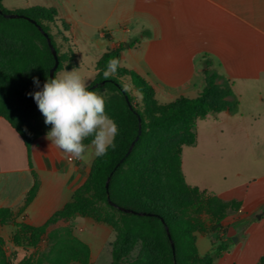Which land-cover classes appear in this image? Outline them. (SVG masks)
<instances>
[{
	"label": "trees",
	"instance_id": "16d2710c",
	"mask_svg": "<svg viewBox=\"0 0 264 264\" xmlns=\"http://www.w3.org/2000/svg\"><path fill=\"white\" fill-rule=\"evenodd\" d=\"M0 10V40L6 53L4 66L0 69V118L21 138L31 168V146L51 130V125L44 123V116L28 93L42 90L46 80L50 79L49 71L54 65L46 39L37 27L47 34L56 51L58 66L54 74L62 69H75L77 65L73 59L65 60L59 55L49 33L48 25L58 18L54 8L36 6L6 11L0 6ZM3 14L22 17L9 19ZM61 24L68 31L63 21ZM145 35L142 33V36ZM138 42L139 38H133L127 46L132 47ZM123 49L124 46L120 45L96 62V74L88 86L89 90L106 96L105 111L119 129L115 149L110 148L107 155L94 159L86 180L74 191L72 199L45 224L31 227L14 223L13 212L0 208V226L12 223L16 247L33 248L48 224L59 219L90 216L117 233L110 252V264H124L134 246L147 253L153 264H213L214 259L232 244L231 238L223 240L225 230L222 221L236 213L241 205L237 200H224L188 185L181 171L180 147L195 143V121L223 111L235 114L238 102L230 84L218 73L208 56H203L198 62L203 69L204 86L198 97L193 99L179 97L171 103L159 104L154 90L145 79L121 67L114 75L104 79L103 71L108 61L111 58L120 60ZM33 77L39 79V87L33 83ZM124 81L130 82L140 95L143 110L125 91ZM19 84H23V89L18 87ZM177 130H182V133L169 138V134ZM154 132L158 133L156 137L162 138L163 145L155 155L149 178L143 184L144 156L150 148L149 139ZM37 188L34 178L21 210L33 200ZM196 234H206L210 238L212 248L202 257L196 250ZM89 255V247L68 232L53 240L45 254V261L47 264H89ZM0 264H8L1 250ZM19 264H31V261L25 258ZM258 264H264V256Z\"/></svg>",
	"mask_w": 264,
	"mask_h": 264
},
{
	"label": "crops",
	"instance_id": "0c3cea01",
	"mask_svg": "<svg viewBox=\"0 0 264 264\" xmlns=\"http://www.w3.org/2000/svg\"><path fill=\"white\" fill-rule=\"evenodd\" d=\"M43 4L39 7L58 12L72 42L82 43L91 55L93 76L96 61L123 45L120 67L145 79L156 100H164L161 104L198 97L204 86L198 62L203 56L210 58L230 84L238 111L209 114L204 120L212 128L235 127L240 133L237 141L258 146L254 156L258 173L247 186L215 193L201 189L241 205L222 221L223 240L236 242L213 264H258L264 256V0H43ZM133 38L139 42L128 47ZM46 134L32 144L29 168L21 138L0 118V208L11 210L17 222L31 227L42 226L69 202L90 168V162L66 159ZM181 171L184 176L182 159ZM34 178L36 194L21 210ZM195 245L200 257L212 248L206 234H196Z\"/></svg>",
	"mask_w": 264,
	"mask_h": 264
},
{
	"label": "rangeland",
	"instance_id": "374dc122",
	"mask_svg": "<svg viewBox=\"0 0 264 264\" xmlns=\"http://www.w3.org/2000/svg\"><path fill=\"white\" fill-rule=\"evenodd\" d=\"M0 6L6 11H16L36 6L44 7L45 5L43 4V0H0ZM62 21L58 14L56 21L48 25L49 33L52 36L59 55L65 60L73 59V62L77 65L75 69H77L79 74L85 79L87 86H89L94 78L91 73L93 71V67L90 65L92 61L91 55L88 54L82 43L75 44L72 42L70 35L67 34V31L64 30L61 24ZM4 50V43L0 40V69L3 68L5 62L6 53ZM63 64L65 66L67 61ZM65 70L71 71L73 69H62L61 71ZM59 73L60 71L55 73L54 76ZM124 84L129 86L127 91L134 98L136 106L140 110H143L142 99L135 88L130 82L124 81ZM18 87L23 89V84H19ZM98 94L106 98L104 93ZM158 100L164 103V100ZM210 124L209 121L204 119L195 121L193 126V132L196 134L195 143L192 146L180 147L185 182L190 186L206 189L213 193L247 186L252 181L251 179L255 178L254 175L258 173V160L254 158L257 155L258 146L252 145L248 147L242 145L239 140L237 141L238 134L240 133L235 127L220 124L212 128ZM180 133H182V130L174 131L169 134V138ZM157 134L155 132L152 133L149 139L150 148H148V152L144 156L143 184L149 178L155 155L163 145L162 138L160 140L156 137ZM90 139H86L84 143L89 144ZM95 158L94 156L90 158V167ZM13 222L20 223L16 221L15 217ZM68 232L89 247V264H110V252L117 233L106 224L98 222L90 216L59 219L48 224L43 229L36 246L33 248L25 246L16 247L13 242L15 227L12 223L7 226H0V240L2 241L0 250L3 252L8 264H19L25 258H29L31 264H47L45 254L53 243V240ZM135 263L153 264L149 255L141 251L139 246L132 247L124 261V264Z\"/></svg>",
	"mask_w": 264,
	"mask_h": 264
},
{
	"label": "clouds",
	"instance_id": "9594fccd",
	"mask_svg": "<svg viewBox=\"0 0 264 264\" xmlns=\"http://www.w3.org/2000/svg\"><path fill=\"white\" fill-rule=\"evenodd\" d=\"M121 66L118 58H111L103 71L108 79ZM39 87V79L33 77ZM129 88L124 85L125 91ZM32 96L44 123L51 125L46 138L60 149L69 161L89 162L91 157H103L115 149L118 126L105 111V100L96 91L88 89L77 69L62 71L47 79L42 90L28 93ZM90 139L89 144L84 141Z\"/></svg>",
	"mask_w": 264,
	"mask_h": 264
},
{
	"label": "water",
	"instance_id": "95a60500",
	"mask_svg": "<svg viewBox=\"0 0 264 264\" xmlns=\"http://www.w3.org/2000/svg\"><path fill=\"white\" fill-rule=\"evenodd\" d=\"M0 13H1V10H0ZM3 17L4 18H9V19H14V18L22 17V16H19V15H16V14H3ZM37 28L43 34V36L45 37L47 46L49 47V49L51 51V54H52V57L54 59V65H53V67L49 71V78L51 79V78H54V71L56 70V68L58 66V60H57L56 51L53 48V46L51 45L50 39L48 38L47 34L44 33L40 27H37ZM132 144H131V146H132ZM131 146L129 147L128 152L130 151ZM106 187H107V182H106ZM119 210H121L123 212H126V213H133V214H135V212H132V211H130L128 209L119 208ZM232 242H236V239L235 238H232Z\"/></svg>",
	"mask_w": 264,
	"mask_h": 264
}]
</instances>
